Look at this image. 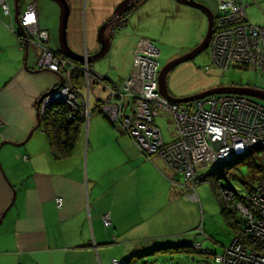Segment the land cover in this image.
<instances>
[{"label": "crops", "instance_id": "1", "mask_svg": "<svg viewBox=\"0 0 264 264\" xmlns=\"http://www.w3.org/2000/svg\"><path fill=\"white\" fill-rule=\"evenodd\" d=\"M6 1L11 5L10 0ZM30 1L37 3L38 24L49 31L51 48L62 53L56 35L51 33L54 28L43 18L46 12L42 7L52 6L44 0H26L25 3ZM67 1L70 48L81 55H95L101 49V27L111 20L124 0ZM195 1L203 5L208 2ZM244 2L250 23L256 18L264 20L259 10L262 3ZM248 8L253 12L248 13ZM55 9L50 16H55ZM193 9L176 0H144L114 36L108 32L112 37L110 51L116 54L122 49V52L109 56V74L103 69L105 75H102L106 82L120 85L131 74L137 39L142 32L164 26V38H176L185 51L201 43L208 30V20ZM13 21L17 25L16 20ZM11 22L0 6V163L7 176L1 165L0 221L16 192L14 204L0 223V264L126 262L148 247L169 238H184L196 230L199 212L197 208L195 211L194 199L184 187L183 175L171 169L160 156L148 158L127 134L113 126L101 110L103 101L108 99L102 85L98 86V91L104 93L105 98L95 96L93 89L90 93L87 88L79 87L80 101H89L90 115L85 117L87 122L81 124L73 153L58 160L53 157L42 126V106L49 92L62 86L63 76L37 69L38 58L31 59V45L27 53V46L24 51L18 47V34L7 26ZM132 26L134 37L121 33L117 38L118 31ZM186 40L188 46L184 44ZM114 57L120 62H114ZM123 59H126L124 63ZM189 65L192 63H187L183 71L187 66L191 69ZM111 70L120 71L118 79ZM192 71L190 77L185 78V74L179 77L178 86L176 82L169 83L168 76L169 92L174 97L204 92L217 84L197 75L195 69ZM92 95L97 101L95 104ZM40 99L43 101L39 106ZM112 135L119 142L118 150H109L108 138ZM5 142L10 147L18 144L25 147L12 149L2 145ZM59 199L63 200L61 207ZM106 216L110 217L109 227L104 225Z\"/></svg>", "mask_w": 264, "mask_h": 264}, {"label": "built area", "instance_id": "2", "mask_svg": "<svg viewBox=\"0 0 264 264\" xmlns=\"http://www.w3.org/2000/svg\"><path fill=\"white\" fill-rule=\"evenodd\" d=\"M217 4L219 14L214 18V32L209 45L214 65L224 72L229 71L231 66L252 69L264 81V26L254 25L247 20L244 0H217ZM0 6L5 15H11L6 0H0ZM22 20L23 27L27 26L28 29L36 25V28L33 27L36 34L30 35L32 38L40 34L39 39L45 42L40 41L43 47L37 69L63 76L62 86L52 94L53 97H47L42 108L45 109L52 102H74L77 108L71 117H88L90 109L78 102L80 91L72 81L75 65L69 67L63 55L47 46L50 34L47 31L38 32L36 9L26 11ZM29 31L32 33V30ZM21 42L23 48L24 40ZM133 64V73L127 79L125 88L117 90V99L108 97L101 110L119 125L120 128H117L120 131L129 134L148 158L160 156L181 173L185 183H190L193 188L196 185L191 180L200 174L196 167L204 168L199 165L201 162L214 164L221 169L253 153H258L264 160V105L256 101L260 99L238 94H217L186 103L170 101L160 91V50L151 40H142L138 44ZM78 68L86 71L85 80L91 81L90 70H84V66ZM208 69V66L204 68ZM256 89L264 91V86ZM160 116L173 122V139L168 143L159 127L153 123ZM220 186L232 191L233 207L246 222L244 231L225 249L224 255L216 258L217 262L264 264V171L245 194L235 185ZM58 203L61 207L63 200L59 199ZM104 225H111L109 216L104 218Z\"/></svg>", "mask_w": 264, "mask_h": 264}, {"label": "rangeland", "instance_id": "3", "mask_svg": "<svg viewBox=\"0 0 264 264\" xmlns=\"http://www.w3.org/2000/svg\"><path fill=\"white\" fill-rule=\"evenodd\" d=\"M14 1L15 0H10L11 5L9 3L11 15H5L4 14L6 17H10L12 20V22L10 24H8L7 26L9 27V29L12 32H16L19 35L18 36L19 42L17 44H18V47L20 49L22 46L20 44L23 43L21 41L24 40L23 47L25 48L27 45V40H26V38L21 36L19 28L21 26L22 28L25 29V31L28 34L29 40H30L29 45H31V47H30L31 59L36 61V59L39 57V51H41L40 49L43 47V45H41L40 43L41 42L45 43V42L42 39L41 40L39 39L40 34H37L38 36H33V38L30 36V35L36 34V31L34 30V28H36V25H33L32 28H29L30 30H32V33H31V31H29L27 26L23 27L22 18L24 16L25 12L28 10H31L34 8V9H36V12H37V8H38L37 3L33 2V1L25 3L26 0H20L19 1V10H18V21H19V25H20L19 26V25H15L14 21H13V20H15V7L14 6L16 5V3L14 4ZM257 1L259 3H262L261 6H259V10H260V14L264 15V0H257ZM8 2H9V0H8ZM44 2H48V4L50 6H52V7H48V5H44L42 7L43 10L46 12L45 15L43 16V18L45 19V22L48 25H50V27L54 28V30H51V33L56 35V41L58 42L60 8H59L58 4L53 2V1L44 0ZM258 2H257V4H258ZM205 6H207L209 9H211L212 12L215 14V16L219 14L217 0H208L207 4ZM54 8H56L55 9L56 13H55V16L52 17L49 15V13L52 14V12L54 11ZM189 8H191V7H189ZM193 10H195V9H193ZM13 12H14V16H13ZM247 12L252 13L253 9L248 8ZM37 15H38V12H37ZM37 18H38V16H37ZM206 19H207V17H206ZM112 20H113V17L111 18V20H109V22L104 24V25H108L106 28V35L108 37L110 36V35H108V32L111 33V31L113 30V27H114L113 25H115L111 22ZM38 22L39 21L37 20V24H38ZM253 23H254V25H264V20L256 18L255 21H253ZM18 26H19V28H18ZM37 28H38V32L47 31L49 33L48 30L42 29L40 26ZM165 28L166 27H164V26H157L153 29V31L147 30L144 33L143 32L140 33L141 37L137 39V41H139L137 43V45L140 44V42L142 40L150 39L157 46V48L161 52V55H160L161 68H162V66L166 65L170 61L189 53L196 46L201 44V43H199L198 45L193 46L192 48H188V50H186V51L181 50V47H180V45H178V41L176 38H172V37H168L167 39L164 38V36H165L164 29ZM121 33L131 35L134 37V26H132L131 28H125L123 30V32L118 31V35H116L117 38H119V36H121ZM114 34L115 33H113L111 35L114 36ZM48 40L49 41L47 43V46L48 47L50 46V49L53 52L60 54L59 52H56L55 50H53L51 48L50 38ZM185 43H186V46L189 45L188 40H186V42H184V44ZM21 50L24 51L23 49H21ZM118 52H122V49H120L119 51H116V54ZM113 54H115V51L111 49V51L103 59L98 60L94 63L88 62L86 58H85L84 62H80V61L70 59V58L66 57L64 54H62V55L68 61L69 67H71L72 64L75 65L73 72H72V81H75L74 77L79 75L80 72H82L81 70H79V68H78L79 66H84V70H85V68H88L90 70L89 77L91 78V81L87 82L85 80L87 73H86V71L82 72L83 78H82V81L78 85L80 88H83V89L87 88V90L90 93L93 89L95 96L99 95L102 98H105L104 93L98 91L99 90L98 86H101V85H102V87L106 86L109 88V92L106 93V94H108L107 96L117 99V97H118L117 95L119 94V92L117 90L125 88V83H127V79L131 76L133 71L131 72L130 75H128L129 77L126 76V78L124 79L122 84L118 85L119 82H115L117 85H114L111 83H110L111 85H109V82H106L105 78L102 75H105L103 72V69H106V72L109 74V64H110V57L109 56H112ZM116 54H115V56H118ZM125 60L126 59H123V60H121V62L124 63ZM114 62H120L119 58L114 57ZM187 63H192V65H189V66H191V69L188 68V66H187L185 71H183V68L186 66ZM94 66H95V69H94ZM207 66L209 69L204 70V68H206ZM133 69H134V64H133ZM194 69L198 73L197 75L201 76L202 78H203V76H205L208 79V81L211 83L214 81H215V83H217L215 86H211L210 89L220 87V86H242V87H254V88H260V87L264 86V81L252 69L236 68L234 66H231L229 71L224 72L220 68H217V66L214 65L213 60L211 58V50L210 49H207L206 51H204L202 54H200L196 58H194L188 62H185V63L179 65L177 68H175L173 70V72H171L169 75V83L176 82V85L178 86L180 84L178 81L179 77H181L183 74H185V78L188 76L190 77L191 74L193 73L192 70H194ZM45 71H47V70H45ZM48 72H50V71H48ZM119 72H120L119 70H115V71L111 70L113 77L117 78V79H118L119 75H121V74H119ZM98 75H101L100 76L101 79L96 78ZM112 81H114V79ZM168 89H169V87H168ZM84 92H86V90H84ZM199 93H202V91H200ZM199 93L196 92V94H193V95H197ZM170 95L173 96L171 93H170ZM193 95H190V96H193ZM95 96L92 97L94 104L97 102L95 99ZM190 96H184V97H190ZM80 97H81V95H79L78 102L80 104H85L86 108H88L89 101H86V102L80 101V99H81ZM177 98H183V97H177ZM256 101L258 103H261L264 105V100H256ZM129 102H130V100L127 101V103H129ZM82 117H85V116H82ZM84 122H87V119L84 120ZM111 123L115 124L116 126L119 127L118 124H116L112 121H111ZM153 123L159 127L161 133L164 136L166 143L170 142L173 139V137H172V125H173L172 120H170L169 118H167L165 116H160V117H157L153 121ZM113 129L115 130V132L119 136H121L122 133H124L122 131H121L122 133H120L115 128H113ZM127 135L129 136L128 133H127ZM127 135H125V136H127ZM128 136H127V138H129ZM108 140H109V150H118L120 145H119V142H118L116 136H113V135L109 136ZM10 145H13V144H10ZM5 146L8 148H12V149H14L17 146L22 147V145L10 147L7 144ZM24 147H25V145L22 148L24 149ZM249 161H253V160L250 159V160L238 162L237 164H236V162H232L222 169H219L214 164H211L208 162H201L199 165L204 167V168L196 167L197 173L198 174L200 173V174L198 177H195L191 180L196 186L197 185L198 186L197 187L195 186L193 188L190 183H189V185H187L184 181V187L187 190H189L188 192L191 194V198L194 199L193 202H195V204H193V207H194L195 211L198 210V212H199V215L197 214V219H196L197 225H199L198 228L196 230H193L191 232V234L185 235L184 238L173 237V238H169V239L165 240L164 242H162V244L157 245V243H156L157 246H151V247L147 248L146 252H144L147 254L146 256H142L143 254L141 255L140 253H138L141 256H137L138 254L130 256L128 258V262H130V264H220L221 262L218 263L215 261L213 254H215V253L217 255L223 254L225 249L228 248L232 244L237 230L232 229L226 223L224 216L222 214L221 205H220V198H222V197H223V199L225 198V201L228 203V206H230L229 204H234L235 201L232 200L233 193H232V191L230 192V191L224 190V188L219 186V185H221V184H223V185L229 184L232 186L235 185V187L239 191H242L243 194L247 193V191L245 189H243V185L238 178L243 179L244 181H248V182H250V184H256L258 182V180H257L258 176L256 174V169H255L256 165L255 164L260 163L259 160L256 159L253 163V166H251L248 163ZM170 168L172 169V167H170ZM2 170L5 174V170H4L3 165H2ZM228 175H233V176H235V178H231L232 180L230 181ZM262 175H263V173H262ZM5 176H6V174H5ZM180 178H182V176H180ZM204 180H207V181H204ZM246 186H248V184H246ZM214 187L217 188L216 191H215ZM58 205H59V203H58ZM196 208H197V210H196ZM236 218L240 219V215H237ZM164 230H166V228H164ZM182 243H185L184 246L188 245L190 247L189 248H182V247H184L183 245H180ZM152 245H155V243H153ZM177 246H179V247H177ZM115 261L113 260L114 264L120 263V261H118V260H115ZM126 263H127V261H126Z\"/></svg>", "mask_w": 264, "mask_h": 264}, {"label": "water", "instance_id": "4", "mask_svg": "<svg viewBox=\"0 0 264 264\" xmlns=\"http://www.w3.org/2000/svg\"><path fill=\"white\" fill-rule=\"evenodd\" d=\"M19 1L20 0H15V20L17 22V25H19V21H18V10H19ZM53 1L55 3L58 4L59 8H60V17H59V28H58V42H59V47L61 49V52L68 58L76 60V61H80V62H84L85 58L87 59L88 62L90 63H94L98 60L103 59L110 51L111 48V41H112V37H108L106 35V28L108 25H104L100 32H99V42L101 43V50L96 53L95 55L92 56H84L81 54H78L77 52L73 51L69 44H68V37H67V29H68V21H69V16H70V6L67 0H50ZM136 0H124L121 4H119L116 8L115 14L113 16V20L111 21L112 23H123L125 22L128 17V13H130L132 10V5ZM178 3L185 5V6H189L191 8L197 9L199 11H201L208 20V30L206 33V36L204 38V40L201 42V44H199L198 46H196L193 50H191L189 53L176 58L172 61H170L169 63H167L166 65L163 66L161 73H160V77H159V84H160V91L161 93L170 101H173L175 103H186V102H190L196 99H201V98H205L211 95H216V94H239V95H245V96H249V97H253V98H257L260 100H264V91L253 88V87H242V86H220V87H216L213 89H209L206 90L202 93H199L197 95H193L190 97H183V98H177L174 96L170 95L169 89H168V81L167 78L169 76V74L175 69L177 68L179 65L188 62L194 58H196L197 56H199L200 54H202L204 51H206L209 48L210 45V40L212 38L213 32H214V17L215 14L212 12L211 9H209L207 6L196 2L195 0H176ZM20 26V25H19ZM18 26V28H19ZM21 36L26 38L27 40V47H26V53L29 50V37L27 32L25 31L24 28H22L20 26L19 28ZM27 60V57L25 58ZM25 60V66H26V61ZM41 72V71H40ZM53 91H55L54 89L51 90L49 92L48 96H52L53 97ZM52 99V98H50ZM42 99H40V101L38 102V105L40 106L42 103ZM48 105V102L46 103ZM45 104V107L47 106ZM41 125V121L38 127H40ZM8 142L3 143L2 145L6 144ZM11 143V142H10ZM17 145V144H16ZM18 145H22V144H18ZM0 168H1V163H0ZM2 169V168H1ZM16 198V192L14 191V199L12 204L10 205V207L14 204ZM9 207V208H10ZM9 208H7L2 216V219L0 221V223L2 222L3 218L5 217L7 210H9Z\"/></svg>", "mask_w": 264, "mask_h": 264}, {"label": "trees", "instance_id": "5", "mask_svg": "<svg viewBox=\"0 0 264 264\" xmlns=\"http://www.w3.org/2000/svg\"><path fill=\"white\" fill-rule=\"evenodd\" d=\"M133 9H135V7H132L131 10H133ZM22 49H24V47ZM82 78H83L82 72H80L79 75L74 77V80H75L74 84L77 88H79L78 85L82 81ZM71 114H72L71 109L65 103L52 102V103H50V105H48L46 107V111H45V114L43 117L42 126L44 128V131H45L48 139H49V143H50V147H51V153H52L53 157L57 160L62 159V158H67L73 153L74 147L76 145L77 139H78L79 134H80L81 124H83V122L85 120V118H83L80 115L76 116V119H73L71 117ZM113 126H115V125L113 124ZM250 159L253 160V161L248 162L251 166H253V163L256 159H258L260 162L258 164H255L256 165L255 166L256 174L258 176L257 180H259L260 177L262 176L263 171H264V160L261 156H259L258 153H253L250 156H247L244 160L243 159L240 160V162L250 160ZM227 165H225V166H227ZM228 177H229L230 181L232 180L231 178H235V176H233V175H228ZM238 179L241 181V183L243 185V189H245L247 192L253 188L254 184H250V182L244 181L243 179H240V178H238ZM246 184H248V186H246ZM214 188L216 191L217 188L216 187H214ZM241 193H242V191H241ZM220 205H221L222 214L224 216L226 223L232 229L237 230L236 234H235V238L238 237L239 235H241V232L244 231L246 221L243 222L241 216H240V219L236 218L237 215H240L239 212L236 211L235 207H233V204H229L230 206H228V203L225 201V199H223V197L220 198ZM233 242H234V240H233ZM177 247H179V246H177ZM189 247L190 246L185 245L182 248H189ZM140 254L141 255L143 254L142 256L147 255L144 252H141ZM140 254H138L137 256H141ZM224 254H225V251L221 255H217L216 253L213 254L215 261L217 262L216 258L218 256H222ZM123 263L124 264H130V262H128V260H127V263L126 262H123ZM220 264H222V263H220Z\"/></svg>", "mask_w": 264, "mask_h": 264}, {"label": "flooded vegetation", "instance_id": "6", "mask_svg": "<svg viewBox=\"0 0 264 264\" xmlns=\"http://www.w3.org/2000/svg\"><path fill=\"white\" fill-rule=\"evenodd\" d=\"M143 2H144V0H136V1L133 3L132 7L138 8V6H140V4H142ZM134 10H135V9H134ZM132 11H133V10H132ZM132 11H131V12H132ZM131 12H130V13H131ZM130 13H128V15H129ZM128 15H127V17H128ZM113 24H115V25H113L114 27H113V30L111 31L110 34L116 33L118 27L121 26L120 23H113ZM110 34H109V35H110ZM49 48H50V46H49ZM60 54L62 55V53H60ZM39 55H40V51H39ZM162 68H163V66H162ZM74 85H75V84H74ZM76 88H77V87H76ZM45 111H46V108L44 109V114H45Z\"/></svg>", "mask_w": 264, "mask_h": 264}, {"label": "bare ground", "instance_id": "7", "mask_svg": "<svg viewBox=\"0 0 264 264\" xmlns=\"http://www.w3.org/2000/svg\"><path fill=\"white\" fill-rule=\"evenodd\" d=\"M160 55H161V52H160ZM101 75H98V77H100ZM263 91V90H262ZM103 92L104 93H108L109 92V88L108 87H106V86H103ZM104 102V101H103ZM67 106L71 109V113H73L75 110H76V108H77V106H76V104L73 102V103H67ZM81 116V115H80Z\"/></svg>", "mask_w": 264, "mask_h": 264}, {"label": "clouds", "instance_id": "8", "mask_svg": "<svg viewBox=\"0 0 264 264\" xmlns=\"http://www.w3.org/2000/svg\"><path fill=\"white\" fill-rule=\"evenodd\" d=\"M215 18V17H214ZM120 24H123V23H120ZM120 28V27H119ZM148 40H150V39H148ZM209 49V48H208ZM152 158V157H151ZM120 263H122V264H124L123 262H120Z\"/></svg>", "mask_w": 264, "mask_h": 264}]
</instances>
